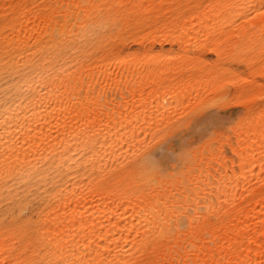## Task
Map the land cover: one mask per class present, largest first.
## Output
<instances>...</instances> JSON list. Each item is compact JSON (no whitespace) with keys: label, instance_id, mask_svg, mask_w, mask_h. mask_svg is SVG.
<instances>
[{"label":"bare ground","instance_id":"1","mask_svg":"<svg viewBox=\"0 0 264 264\" xmlns=\"http://www.w3.org/2000/svg\"><path fill=\"white\" fill-rule=\"evenodd\" d=\"M258 137L264 0H0V264H264Z\"/></svg>","mask_w":264,"mask_h":264},{"label":"snow or ice","instance_id":"2","mask_svg":"<svg viewBox=\"0 0 264 264\" xmlns=\"http://www.w3.org/2000/svg\"><path fill=\"white\" fill-rule=\"evenodd\" d=\"M227 7L230 10H239L240 6L238 4H236V3H232V4L227 5ZM117 135H119V133H117ZM248 139L251 140L252 136H249ZM257 142L260 145V152L264 153V139H260L258 137L257 141L254 142L252 144V147L249 149V151L252 153V156L255 157V158L254 159H246L244 161V163H243V167L245 169L251 168L253 165H257V161H259V165H258L256 170H261V174L264 175V155L257 156L256 151H255ZM237 170H239V169H237ZM215 191H216V189H212L213 193H215ZM210 198L213 201V203L216 202L217 198H216L215 194H213ZM208 199H209V197L207 196L205 199L200 200L201 207L199 208V211L201 213H205L206 212V209L203 207V205L207 203ZM194 207H195V205H193V208ZM189 214L190 215H195V213L193 212L192 209H189ZM137 219H139V217H137ZM195 222H196V219L193 220V223H195ZM186 223H187V220H185V225H186ZM140 227H143V224L136 225V228H140ZM136 228H133L132 232H135ZM139 238H140V235L137 234V239H139ZM71 240H72V243L74 245H77L78 247H80L83 250V252L85 253L86 256H90L91 255V253L88 252V247H92V248L96 247L95 244L89 245L87 239L84 240V244L83 245H78L76 237H72ZM102 240H103V237H101V241ZM118 248H119V245H117V249ZM127 249H128V244L126 243L125 244V252H127ZM112 254H113L112 251H106L104 253L105 257H111ZM76 255H77V259L76 260H71V259H67V258H64V257H61L59 260H56L55 258H50L48 254H45L43 256L37 257V260H38L39 264H81V258L79 257V252H77ZM25 256H27V253H25ZM3 264H11V261L5 260L3 262ZM23 264H27L26 259L23 261Z\"/></svg>","mask_w":264,"mask_h":264},{"label":"rangeland","instance_id":"3","mask_svg":"<svg viewBox=\"0 0 264 264\" xmlns=\"http://www.w3.org/2000/svg\"><path fill=\"white\" fill-rule=\"evenodd\" d=\"M243 111H244V109H242V106L241 107L240 106H234V107H231L230 109H228V113H232L233 116H236L237 114H239L240 112H243ZM228 133L230 134V136H231L232 139H230V142L231 143L230 142H227V144H226L227 147L225 146L226 154H227V157L228 158H229V156H231V157H233V158L236 159L237 157H236V155H234L232 153V150H231L232 148H230V147H231V144L232 143L234 144V146L237 145L236 144L237 141L235 140L237 138L236 137H232V136H234L233 133H232V130L229 129ZM228 143H230V146H229ZM216 145H218V144H216Z\"/></svg>","mask_w":264,"mask_h":264}]
</instances>
